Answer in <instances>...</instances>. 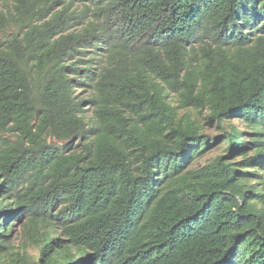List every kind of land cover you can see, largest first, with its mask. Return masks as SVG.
<instances>
[{"label":"trees","instance_id":"obj_1","mask_svg":"<svg viewBox=\"0 0 264 264\" xmlns=\"http://www.w3.org/2000/svg\"><path fill=\"white\" fill-rule=\"evenodd\" d=\"M5 1L0 264H264V0Z\"/></svg>","mask_w":264,"mask_h":264},{"label":"rangeland","instance_id":"obj_2","mask_svg":"<svg viewBox=\"0 0 264 264\" xmlns=\"http://www.w3.org/2000/svg\"><path fill=\"white\" fill-rule=\"evenodd\" d=\"M0 4L2 5L0 9L2 11H5V14H7V2L5 0H1ZM9 31L8 30H2L0 32V37L4 38V36H7ZM239 127L241 126L238 125ZM217 128L215 127V124L213 125H204V131L208 134H214L217 131ZM223 153V146L217 145L216 147L210 149L205 156L199 161L200 163L206 162L213 157L217 156L218 154ZM21 226L19 224H16L15 232L13 233V244L17 248V251H20L21 254L24 255V252L26 253V256L33 257L36 255L38 250L37 241L40 240L43 236L50 233V228L47 227L44 223H38L36 226L29 228L28 231L25 234L20 233Z\"/></svg>","mask_w":264,"mask_h":264}]
</instances>
